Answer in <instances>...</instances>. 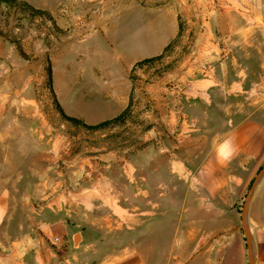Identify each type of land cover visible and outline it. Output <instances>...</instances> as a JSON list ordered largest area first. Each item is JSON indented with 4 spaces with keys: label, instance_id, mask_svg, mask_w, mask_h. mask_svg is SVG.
<instances>
[{
    "label": "crops",
    "instance_id": "obj_1",
    "mask_svg": "<svg viewBox=\"0 0 264 264\" xmlns=\"http://www.w3.org/2000/svg\"><path fill=\"white\" fill-rule=\"evenodd\" d=\"M181 1V11L195 8L189 0ZM164 8L173 21L162 29L158 51L131 59L122 69L124 76L90 80L96 84L91 88L96 110L80 116L95 124L129 106L144 122L87 130L62 118L58 125L51 123L39 108L0 109V264H87L112 230L125 235L128 245L100 264H148L149 245L168 243L171 218L183 228L174 241L183 244L195 238L186 227L210 221L201 211L215 212L213 224L222 223L216 212L236 203L243 179L248 180V164L264 161V77L256 92V117L246 111L251 80L245 52L250 42L244 40L254 32L234 26L231 15L221 32L217 17L210 15L207 22L188 12L187 27L180 32L181 11L170 4ZM257 18L259 65L264 68V12ZM192 28L193 45L173 47L179 52L175 69L160 74L140 69L130 77L136 61L160 54ZM170 78L174 84H168ZM224 83H229L224 93L230 101L218 102L215 92ZM233 105L240 119L233 118ZM217 107L229 114L218 126ZM263 179L264 174L254 195L262 189L264 208ZM18 192L37 222L31 231L4 240L10 196ZM200 195L208 202L199 201ZM222 251L218 264H246V245L237 231L226 236Z\"/></svg>",
    "mask_w": 264,
    "mask_h": 264
},
{
    "label": "rangeland",
    "instance_id": "obj_2",
    "mask_svg": "<svg viewBox=\"0 0 264 264\" xmlns=\"http://www.w3.org/2000/svg\"><path fill=\"white\" fill-rule=\"evenodd\" d=\"M189 3L195 8L192 9L191 5L187 11H181V0H137L135 3L132 0H0V109L7 105L39 108L51 123L58 125L61 116L54 103L53 91L67 115L80 118L95 111L97 95L91 88L96 84L90 80L124 76L122 69L131 59L155 54L162 29L168 30L173 21L164 8L170 4L181 11L178 16L180 32L187 27V12L191 18L205 19L207 22L210 15L217 17L221 32L224 31V21L227 19L228 22L231 15L234 26L248 28L250 34L254 32L244 41L250 42L247 45L249 50L245 52L249 63L246 71L251 80L246 111L251 118L256 117V92L261 90L259 81L264 77V68L259 65L261 37L257 16L264 12V0H189ZM225 9L229 12H225ZM208 25L213 30V24L210 22ZM205 26L198 25L202 28ZM194 29L187 37L184 35L175 40L174 43L183 45L181 50L193 45ZM169 54L170 57L162 61L163 65L159 68L165 64L176 68L179 52L172 48ZM48 68L51 70L50 84ZM139 70H131V77L135 78ZM174 83L175 78H170L168 84ZM227 85L229 83L217 86L215 94L218 102L230 101L224 93ZM235 101L233 99V103ZM235 108L233 105V118L240 119L241 114L235 113ZM57 112L59 116L56 118L54 114ZM228 116L217 107L214 123L218 126ZM133 120L143 121L138 116ZM1 123L0 119V127ZM263 163L248 164V180L243 179L244 185L236 196V203L233 206L227 203L224 211L216 212L222 215V223L214 225L215 212L206 210L201 213L210 221L202 220L200 226L185 228L191 235L194 234L195 240L191 239L185 244L175 242L174 235L183 228L176 227L177 220L171 218L168 243L164 242L163 246L160 243L149 245L153 252L149 253L148 264H218L226 236L235 230L243 237L240 212L244 197ZM261 194L260 188L254 197L252 195L254 201L250 210L248 208V223L254 252L258 247L259 264H264V208L260 202ZM200 197L203 196H198L199 201L208 202ZM254 216L260 220L259 223L253 219ZM36 222L34 212L24 203L19 192L11 195L3 239L16 237L22 231H31ZM199 237L201 242L197 243ZM105 239V243L92 251L96 257L86 260L87 264H100L106 260L104 256L128 245L127 238L119 231L112 230ZM255 241L260 243L257 247Z\"/></svg>",
    "mask_w": 264,
    "mask_h": 264
},
{
    "label": "trees",
    "instance_id": "obj_3",
    "mask_svg": "<svg viewBox=\"0 0 264 264\" xmlns=\"http://www.w3.org/2000/svg\"><path fill=\"white\" fill-rule=\"evenodd\" d=\"M176 39H177V37L174 38L172 41H170V43H168L163 48V50L160 54L136 61L132 67V71H136L138 68H141L143 70L153 69V71L156 74H160L163 71L172 70L173 68H171L170 64H165L161 68H159V67H160V65H163L161 59L166 54H169L170 50L176 45V43H174ZM144 64H147V66L145 68H142V65H144ZM47 74H48V81L50 84L51 83V70H50V68L47 69ZM130 77H131V75H130ZM52 94L54 97V103L58 109V112L60 113L61 118L65 121H68L69 123H71L75 128L79 127V128H83V129H87V130H95V129H99V128H106L108 126H115V125L123 126L126 122H133L134 121L133 119H135V117H137L136 115H132L130 113L129 106H127L119 114H117L116 116H114L110 119H106V120L100 121V122L95 123V124H87L81 118L65 114L64 111L62 110L60 104L56 100V97H55V94L53 91H52Z\"/></svg>",
    "mask_w": 264,
    "mask_h": 264
},
{
    "label": "water",
    "instance_id": "obj_4",
    "mask_svg": "<svg viewBox=\"0 0 264 264\" xmlns=\"http://www.w3.org/2000/svg\"><path fill=\"white\" fill-rule=\"evenodd\" d=\"M264 174V163L257 170L254 178L252 179L249 188L244 197V203L241 209V226L243 231V237L246 244V256H247V264H255L256 256L254 252L252 233L250 230V226L248 223V208L250 204L251 197L253 195L254 189L258 180Z\"/></svg>",
    "mask_w": 264,
    "mask_h": 264
},
{
    "label": "built area",
    "instance_id": "obj_5",
    "mask_svg": "<svg viewBox=\"0 0 264 264\" xmlns=\"http://www.w3.org/2000/svg\"><path fill=\"white\" fill-rule=\"evenodd\" d=\"M147 66V64H144V65H142V68H145ZM139 69H141V68H139Z\"/></svg>",
    "mask_w": 264,
    "mask_h": 264
}]
</instances>
